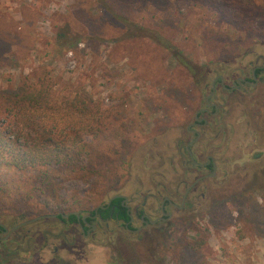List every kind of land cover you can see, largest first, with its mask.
<instances>
[{
	"label": "rangeland",
	"instance_id": "obj_1",
	"mask_svg": "<svg viewBox=\"0 0 264 264\" xmlns=\"http://www.w3.org/2000/svg\"><path fill=\"white\" fill-rule=\"evenodd\" d=\"M110 10L160 31L194 64L196 78L146 37L119 40L126 27L101 18ZM66 24L82 35L71 48L57 40ZM260 40L264 0H0V91L14 92L23 77L45 73L54 102L84 93L95 111L118 112L125 124L121 137L92 142L96 152L88 161L102 169L99 180L64 167L51 168L44 180L36 171L5 169L9 190L0 192V222L11 229L39 216L88 213L127 179L145 181L141 163L152 160L149 148L168 138L196 97L199 68L241 55ZM0 128L10 131L6 114ZM257 166L250 164L247 175L233 171L238 190L233 180L231 192L217 195L195 219L181 215L140 241L117 234L84 241L78 229L63 231L57 219L41 218L11 235L6 248L0 243V263L53 264L63 254L69 264H116L119 258L122 264H264V173L256 176ZM201 239L205 244L196 248Z\"/></svg>",
	"mask_w": 264,
	"mask_h": 264
},
{
	"label": "flooded vegetation",
	"instance_id": "obj_2",
	"mask_svg": "<svg viewBox=\"0 0 264 264\" xmlns=\"http://www.w3.org/2000/svg\"><path fill=\"white\" fill-rule=\"evenodd\" d=\"M199 71L196 97L183 108L177 128L168 133V138L160 136V143L149 148L150 165L147 159L141 163L145 181L127 179L120 192L88 213L70 211L43 218L57 219L63 231L78 229L84 241L96 242L97 234L108 235L109 239L115 234L125 235L140 241L164 231L181 215L195 219L214 205L217 195L231 192L233 180V188L238 190L235 172L242 170L247 175L248 166L255 164L256 176L262 175L264 40L252 42L241 55L209 62ZM114 200H119L120 206L113 204ZM99 209L106 212L105 217ZM122 213L128 219H120ZM59 215L64 221L58 219ZM71 215L76 218L73 223H69ZM32 222L23 221L11 229L0 222L3 248L11 235ZM57 250L55 247L53 252ZM63 258L62 254L58 261L69 264L63 263Z\"/></svg>",
	"mask_w": 264,
	"mask_h": 264
},
{
	"label": "trees",
	"instance_id": "obj_3",
	"mask_svg": "<svg viewBox=\"0 0 264 264\" xmlns=\"http://www.w3.org/2000/svg\"><path fill=\"white\" fill-rule=\"evenodd\" d=\"M121 1L126 3L131 0ZM76 16L79 17V14ZM102 16L101 18L119 29L126 27L119 40L146 37L165 50L175 63L181 64L193 78H196L197 71L194 64L160 31L140 27L113 10L104 11ZM90 19L93 22L98 20ZM65 26L58 33L57 40L61 41L63 46L71 48L82 40V35L78 31H73L69 24ZM52 86L51 78L41 73L31 79L28 76L23 77L14 92L0 91V114H6L10 126L9 133L6 131L8 129L0 128L1 194L9 190L8 182L3 179L5 169L8 168L17 171H36L43 180L49 178V170L53 167L68 168L81 179L88 180L95 176L99 180L103 177L102 169H96L88 161L96 152L92 142L94 139L114 140L121 137L125 127L121 122L124 115L118 112L106 115L99 108L95 111L89 97L84 93H76L58 104L52 99ZM87 137L90 141H87ZM23 192L17 193V196H21ZM113 204L120 206L119 200H114ZM99 213L103 217L106 216V212L102 209H99ZM119 217L128 219L124 213L119 214ZM58 219L64 221L61 215ZM75 221L76 218L71 215L69 223ZM204 244V239L194 243L196 248ZM6 257L1 258L3 262L7 261ZM116 264H122V260L119 258Z\"/></svg>",
	"mask_w": 264,
	"mask_h": 264
},
{
	"label": "water",
	"instance_id": "obj_4",
	"mask_svg": "<svg viewBox=\"0 0 264 264\" xmlns=\"http://www.w3.org/2000/svg\"><path fill=\"white\" fill-rule=\"evenodd\" d=\"M73 214H75V213H73ZM75 215H77V214H75ZM41 218H43V216H39V217H36L35 219H33L32 221H35V220H38V219H41ZM29 222V221H28ZM25 224V223H24ZM20 226V225H19ZM18 226H16V227H14V229H16ZM14 229H12V230H14ZM11 230V231H12Z\"/></svg>",
	"mask_w": 264,
	"mask_h": 264
}]
</instances>
